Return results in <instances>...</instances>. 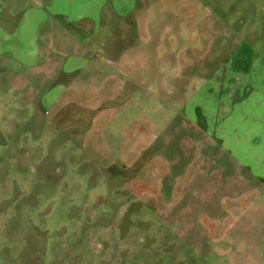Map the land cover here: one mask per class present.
<instances>
[{"label":"rangeland","instance_id":"374dc122","mask_svg":"<svg viewBox=\"0 0 264 264\" xmlns=\"http://www.w3.org/2000/svg\"><path fill=\"white\" fill-rule=\"evenodd\" d=\"M122 2L130 12L112 32L133 60L104 138L133 115L154 124V144L135 163L101 166L84 149L91 129L76 108L53 129L16 97L7 146L0 126V264H264L260 198L215 243L232 207V107L264 90V0ZM154 155L162 168L149 165Z\"/></svg>","mask_w":264,"mask_h":264},{"label":"crops","instance_id":"0c3cea01","mask_svg":"<svg viewBox=\"0 0 264 264\" xmlns=\"http://www.w3.org/2000/svg\"><path fill=\"white\" fill-rule=\"evenodd\" d=\"M0 1L5 4L0 8V80L4 82L0 84L3 86L0 126L5 123V145L13 140L10 136L7 141V135L9 138L13 130L14 100L25 98L30 102L19 106L29 108L27 116L44 113L46 121L54 122L53 129H59L60 115H67V121L72 118L71 108L85 116L84 122L90 126L88 131L91 130L84 133L83 146L95 163L104 167L119 159L123 163H135L140 158L141 146L154 144V124L149 118L138 120L132 115L120 125L116 137L110 136L107 142L104 138L114 117L122 112L121 106H116L127 92L126 77L121 70L128 68L133 60L125 54L124 39L112 32L119 25L118 18L129 15L130 10L121 7L124 0H37L44 5L43 9L37 6L27 9L23 0ZM8 4L13 6L9 10ZM102 24H111V31L97 39L98 27ZM102 50L108 59L100 60L93 55ZM126 103L133 104L129 97ZM238 105L232 107V143L227 145L232 146V207L227 216L217 219L219 223L228 219V226L227 230L218 232L215 243L244 218L257 198L261 199L264 215V192L256 190H264V90L254 100ZM141 130L146 137L141 138ZM142 139L146 141L144 144ZM154 156L149 165L162 168L161 164L166 161ZM254 180L261 182H255L254 187ZM238 255L241 258L242 254L236 253L230 259H237ZM243 260L234 264H251Z\"/></svg>","mask_w":264,"mask_h":264}]
</instances>
